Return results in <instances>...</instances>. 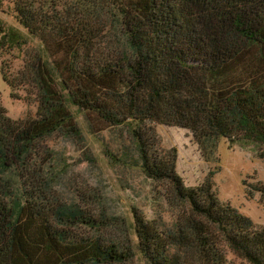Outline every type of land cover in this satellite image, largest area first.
<instances>
[{"label": "trees", "instance_id": "16d2710c", "mask_svg": "<svg viewBox=\"0 0 264 264\" xmlns=\"http://www.w3.org/2000/svg\"><path fill=\"white\" fill-rule=\"evenodd\" d=\"M14 14L27 36L1 26L0 49H25L23 67L3 76L37 112L13 121L0 106V264H127L135 256L127 238L73 230L101 222L77 204L50 198L49 181L34 185L35 177L21 174L15 187L11 179L26 171L39 140L79 135L69 106L104 128L125 125L131 146L107 152L109 160L168 181L173 198L195 217L162 229L134 212L131 226L146 264H228L224 242L249 264H264V229L219 201L215 172L185 187L174 150L158 151L153 127L189 131L209 160L223 138L230 146L252 142L264 161V0H78L51 14L17 0ZM30 38L38 48L27 46ZM251 188L264 204V184Z\"/></svg>", "mask_w": 264, "mask_h": 264}, {"label": "rangeland", "instance_id": "374dc122", "mask_svg": "<svg viewBox=\"0 0 264 264\" xmlns=\"http://www.w3.org/2000/svg\"><path fill=\"white\" fill-rule=\"evenodd\" d=\"M16 1L0 0V27L16 28L27 36L14 18ZM32 1L34 9L51 14L53 10L63 11L75 6L78 0ZM27 46L38 48L39 41L30 38ZM23 51L0 49V106L13 121L34 118L37 112V104L30 102L26 94L18 90L20 88L9 87L3 76L11 75L13 78L21 71ZM69 109L79 135L56 132L39 140L29 155L26 171H14L11 179L15 187H19L21 178L17 175L21 174L27 180L35 177L34 185L39 181H49L50 198L66 204H77L101 222L92 229L81 224L79 228L73 226V230H80L81 234L88 237L100 235L121 242L127 238L135 255L127 264H146L139 253L131 226L135 221L134 212L138 215L141 213L156 225L160 223L162 229L163 226L173 228L183 217L188 216L192 220L195 217L191 215L188 204L173 198V186L168 181L148 179L139 168L114 164L109 160L107 152L114 155L123 147L131 146L130 134L125 125L104 128V124H98L97 119L86 111L74 106H69ZM153 127L158 151L166 154L174 150L175 169L185 187H197L210 171L215 172L213 189L219 201L248 218L256 231L264 229V204L260 202V194L251 188L257 183L264 184V161L258 159L257 148L252 142L238 143L243 146H230L225 139L219 138L213 157L209 160L204 150L195 144L189 131L159 124ZM27 189L30 190L29 185ZM222 250L228 264H249L225 242Z\"/></svg>", "mask_w": 264, "mask_h": 264}]
</instances>
